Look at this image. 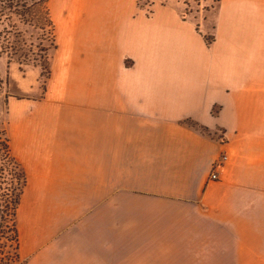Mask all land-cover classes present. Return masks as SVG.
Masks as SVG:
<instances>
[{"label": "crops", "instance_id": "0c3cea01", "mask_svg": "<svg viewBox=\"0 0 264 264\" xmlns=\"http://www.w3.org/2000/svg\"><path fill=\"white\" fill-rule=\"evenodd\" d=\"M50 1L43 93H0L23 264H264V0Z\"/></svg>", "mask_w": 264, "mask_h": 264}, {"label": "trees", "instance_id": "16d2710c", "mask_svg": "<svg viewBox=\"0 0 264 264\" xmlns=\"http://www.w3.org/2000/svg\"><path fill=\"white\" fill-rule=\"evenodd\" d=\"M48 0H0V57L6 63L38 67L45 78L50 74L51 54L55 49L53 24L47 8ZM207 42L210 36H205ZM22 70V68H21ZM1 82V81H0ZM213 108V114H216ZM187 122L191 123L189 120ZM207 135L212 132L203 128ZM25 185V174L11 153L4 119L0 121V229L12 232L4 247L14 256L18 248L16 211ZM6 245V246H5ZM11 258V257H10Z\"/></svg>", "mask_w": 264, "mask_h": 264}, {"label": "rangeland", "instance_id": "374dc122", "mask_svg": "<svg viewBox=\"0 0 264 264\" xmlns=\"http://www.w3.org/2000/svg\"><path fill=\"white\" fill-rule=\"evenodd\" d=\"M182 1L187 2L185 10L187 11L188 14H191L190 16L194 15L195 17L198 16L200 18H202L203 15L206 14L211 16V14L209 13V11L211 10L210 8L212 5H215L217 2V0H182ZM50 2H60V0H51ZM47 8L49 12L48 4H47ZM69 8L70 7L65 8L67 13L72 14V17H75L76 20H78L79 16L83 15L82 12L79 11V9L77 8L74 9L72 7L70 8V12H69L68 11ZM55 9H56L55 14L59 15L60 9L58 7L57 8L55 7ZM63 10L64 7L62 8V12ZM62 12L61 14H63ZM88 14L90 15L89 12ZM49 16H50V12H49ZM209 20L212 21V18H210ZM69 25L71 26V23H69ZM53 36H54V28H53ZM70 41L72 43L77 41L78 44L71 46ZM54 42H55V38H54ZM67 42L68 43L65 46L67 49V53L69 50L74 51L76 49H81L84 46L81 40L69 39V41ZM56 46L57 45L55 43V49L53 51H56ZM51 59H52V54H51ZM57 64L58 62L56 63V67L58 66ZM50 74H51V67H50ZM50 74L48 78H45V76L38 67H35L33 65H28V66L24 65L22 67L16 64L14 61L7 64L6 60L0 58V76H1L0 93L6 92L8 94L9 92L11 93L9 95H13V97L15 98L39 96L43 93V90L45 89V86L47 85V82L50 78ZM0 105H1L0 106V121H1L4 119L5 107L3 104ZM21 168L23 169V167ZM24 202L26 203L27 199H25ZM31 202H32L31 204L35 203L36 209L41 207L40 203L37 200H31ZM24 209H26V207H24ZM77 216L78 215L65 216V220L63 222L72 221ZM12 235H13L12 232L7 231L6 229H0V264H23L25 262L24 260L22 261L19 258L17 250H16L17 255L14 256L15 251L12 245L10 248L11 253H6V251L9 248L4 247L3 243L6 242L5 239L6 237L10 238Z\"/></svg>", "mask_w": 264, "mask_h": 264}, {"label": "built area", "instance_id": "2783aa9c", "mask_svg": "<svg viewBox=\"0 0 264 264\" xmlns=\"http://www.w3.org/2000/svg\"><path fill=\"white\" fill-rule=\"evenodd\" d=\"M226 156H222L215 164V167L216 168H219L222 166L223 162L226 160ZM218 177V174L215 170H213L210 174H209V178L212 179V180H215L217 179Z\"/></svg>", "mask_w": 264, "mask_h": 264}]
</instances>
